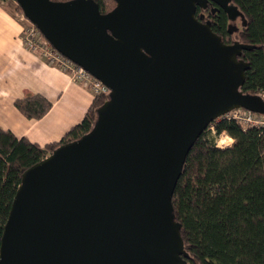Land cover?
<instances>
[{"label": "water", "instance_id": "water-1", "mask_svg": "<svg viewBox=\"0 0 264 264\" xmlns=\"http://www.w3.org/2000/svg\"><path fill=\"white\" fill-rule=\"evenodd\" d=\"M15 1L108 93L87 133L23 171L0 264H185L171 198L187 153L222 114H264L240 90L249 45L201 22L204 0H114L106 13L94 0Z\"/></svg>", "mask_w": 264, "mask_h": 264}, {"label": "trees", "instance_id": "trees-1", "mask_svg": "<svg viewBox=\"0 0 264 264\" xmlns=\"http://www.w3.org/2000/svg\"><path fill=\"white\" fill-rule=\"evenodd\" d=\"M94 1L101 13L115 6L114 0ZM231 5L244 21L238 42L249 45L238 55L248 63L240 90L258 94L264 89V0H231ZM106 97L95 95L82 120L43 147L0 128V239L23 171L59 144L87 133ZM14 105L26 117L39 118L51 103L35 94ZM211 124L214 132L207 126L187 153L171 198L186 252L182 259L185 264H264V125L222 118ZM221 133L232 138L225 148L214 142Z\"/></svg>", "mask_w": 264, "mask_h": 264}, {"label": "crops", "instance_id": "crops-1", "mask_svg": "<svg viewBox=\"0 0 264 264\" xmlns=\"http://www.w3.org/2000/svg\"><path fill=\"white\" fill-rule=\"evenodd\" d=\"M20 22L0 3V128L43 147L58 142L79 123L94 94L56 65L27 48ZM39 94L51 106L39 118H28L14 105L18 98Z\"/></svg>", "mask_w": 264, "mask_h": 264}, {"label": "built area", "instance_id": "built-area-1", "mask_svg": "<svg viewBox=\"0 0 264 264\" xmlns=\"http://www.w3.org/2000/svg\"><path fill=\"white\" fill-rule=\"evenodd\" d=\"M31 22V21H30ZM34 28H31V33L28 35L29 37L23 39L22 31L21 38L24 45L27 48L32 50L36 49L40 53V57H42L49 64H53L66 71L71 78L81 84L82 86L90 88L93 92L94 96L99 94H107L108 88L104 86L98 79L93 77L89 72H87L83 67L77 65L64 55H62L59 51H57L41 34L38 28L31 22ZM34 32L39 34V39H34ZM32 35V36H30ZM35 51V50H34ZM258 95L264 99V89L258 92ZM234 119L245 125H264V114L256 113L245 108H234L216 119ZM208 128L214 132L213 125L211 122L208 124ZM221 141V139L219 140Z\"/></svg>", "mask_w": 264, "mask_h": 264}, {"label": "flooded vegetation", "instance_id": "flooded-vegetation-1", "mask_svg": "<svg viewBox=\"0 0 264 264\" xmlns=\"http://www.w3.org/2000/svg\"><path fill=\"white\" fill-rule=\"evenodd\" d=\"M195 16L216 31L225 44L238 42V34L244 23L241 15L227 0H204L196 5Z\"/></svg>", "mask_w": 264, "mask_h": 264}, {"label": "rangeland", "instance_id": "rangeland-1", "mask_svg": "<svg viewBox=\"0 0 264 264\" xmlns=\"http://www.w3.org/2000/svg\"><path fill=\"white\" fill-rule=\"evenodd\" d=\"M0 3L2 4V6H4L8 11H10L13 16L20 22L21 24V31H22V35H23V39L29 37L28 35L31 33V28H34L31 24V22L23 15V12L18 8V4L16 3L15 0H3L0 1ZM21 35V32H20ZM32 36V35H30ZM34 39H39V34L34 32L33 35ZM24 41V40H22ZM37 53H40L38 50L34 49ZM209 130H211L210 128H208ZM212 132V130H211ZM213 133V132H212ZM221 139V141H219ZM215 144L217 147L220 148H225L227 146H229L232 143V138H230L226 133H221L219 135H216L215 140H214Z\"/></svg>", "mask_w": 264, "mask_h": 264}, {"label": "bare ground", "instance_id": "bare-ground-1", "mask_svg": "<svg viewBox=\"0 0 264 264\" xmlns=\"http://www.w3.org/2000/svg\"><path fill=\"white\" fill-rule=\"evenodd\" d=\"M222 142V141H221Z\"/></svg>", "mask_w": 264, "mask_h": 264}]
</instances>
